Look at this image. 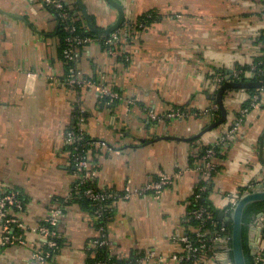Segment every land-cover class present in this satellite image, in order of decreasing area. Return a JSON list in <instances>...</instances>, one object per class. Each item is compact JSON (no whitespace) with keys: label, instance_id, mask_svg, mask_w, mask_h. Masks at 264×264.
Masks as SVG:
<instances>
[{"label":"crops","instance_id":"1","mask_svg":"<svg viewBox=\"0 0 264 264\" xmlns=\"http://www.w3.org/2000/svg\"><path fill=\"white\" fill-rule=\"evenodd\" d=\"M81 1L100 28L119 17L108 0ZM117 1L125 20L134 22L152 8L161 18L133 27L129 41L117 46L118 55L100 40L81 49L77 66L83 74L120 92L122 98L111 101L94 88L66 83L70 63L62 55L61 19L55 11L34 0H0V183L24 198L17 215L28 227L43 224L60 206L57 201H66L59 222L63 245L56 252L44 262L35 257L44 238L32 228L25 233L26 244H4L0 223V264H88L98 230L90 208L72 199L76 177L66 139L79 110L86 116L88 136L111 147L89 152L99 187L123 192L160 172L179 174L158 196L112 202L111 253L128 259L139 251L153 252L141 264H157L160 256L167 257L164 264H187L168 257L182 250L179 238L187 233L189 198L205 165L198 158L201 143L218 142L250 98L245 88L229 90L223 99L227 120L209 129L220 107L222 84L215 78H231L238 66L263 53L264 0ZM179 106L190 114L164 117ZM151 110L161 117L153 118ZM212 158L218 169L211 200L221 211L235 193L264 182V91L225 143L223 155Z\"/></svg>","mask_w":264,"mask_h":264},{"label":"built area","instance_id":"2","mask_svg":"<svg viewBox=\"0 0 264 264\" xmlns=\"http://www.w3.org/2000/svg\"><path fill=\"white\" fill-rule=\"evenodd\" d=\"M41 2L42 4L53 8L57 11L59 18L62 20L63 28L69 35L65 37V45L63 48V56L67 62L70 63L68 74L66 77V83L71 86L77 87H90L94 88L101 97L108 98L111 101L120 100L122 98L120 92L114 89L107 82L96 79L94 77H87L77 66V62L81 55V49L89 44L91 41L97 39L93 37H84L76 32V26L74 24L73 16L70 13V8L65 6L64 0H34ZM129 22L124 23L123 26L112 32L111 38L108 39L110 44L108 47L109 53L118 55L122 52L117 47L112 46L117 40L127 41L131 28ZM256 66H253V69ZM264 72V69H260ZM243 70H236L234 74L237 78ZM252 70L246 71L247 76L253 75ZM216 82L222 83L223 76L215 78ZM264 91V87L259 88V91L254 93L249 107L241 108L240 115H238L232 124L229 126L227 132L221 137L220 142L224 143L233 136L239 127L242 125L245 116L251 111V109L258 105L260 92ZM133 100H131L132 102ZM217 109L218 106H213ZM153 118H160L153 110L150 111ZM190 114L182 107H176L168 110L165 114V118H184ZM86 116L84 111L79 110L76 114L75 123L72 124L67 132L66 139L70 143L71 160L74 165L75 180L79 181V184H85V195L91 200L96 202V213L98 217L104 216L105 212L109 209L107 201L109 199H128L133 196L153 193L158 196L162 193L165 187L173 184L179 174H168L160 172L159 175L153 180L147 182L142 186L131 187L127 185L123 192L113 191L109 189H103L96 184L95 172L91 170L88 148L90 147H108L109 144L103 140H96L89 138L84 129V123ZM88 147V148H87ZM88 149V150H87ZM214 155L213 149H208L203 156L205 165L202 167V178L209 180L212 172L215 168V163L212 161ZM196 194V191L194 192ZM200 195L197 194L196 198ZM241 196V195H240ZM239 196V197H240ZM238 193L234 194L232 205L237 202L239 198ZM25 207V200L21 196L19 191L6 190L0 183V223L3 230L2 242L4 244H26L28 241L25 237V233L32 228L40 233L44 238V242L41 247H35L34 256L44 262L49 258L53 251L58 250L60 238L59 222L63 215V208L60 206L54 207L47 217L46 221L36 227H28L23 220L17 215L18 211H23ZM206 208L201 206L199 208L190 210L189 213L196 217L202 218ZM98 235L91 240L90 248L98 247H110L111 240L109 239L107 232V225L99 224L97 226ZM196 236L191 237L188 234L182 235L179 239L182 243V250L171 254L168 258L176 260L181 263L187 264H232L228 248L221 250L216 247V243L226 240L228 241V228L222 224L216 230L213 237H207V231H202V226L195 229ZM250 245H257V248H253L252 253L257 255L258 264H264V212L259 213L256 219L252 222L250 227ZM135 259H129L125 262L117 260H103L99 259L96 264H141L145 260L154 256L153 252L139 251L136 253ZM167 257L160 256L157 264H164Z\"/></svg>","mask_w":264,"mask_h":264},{"label":"trees","instance_id":"3","mask_svg":"<svg viewBox=\"0 0 264 264\" xmlns=\"http://www.w3.org/2000/svg\"><path fill=\"white\" fill-rule=\"evenodd\" d=\"M65 6L70 8V13L73 16L74 24L77 28L76 32L78 34H80L81 36H84V37H87V36L93 37L97 40L102 41L106 46L109 47L110 44L108 43V39L111 38L112 32L109 34L98 33L94 29L90 28L88 26V24L86 23V19L84 17V14L82 13L81 7L77 2L74 3V6H70L65 2ZM51 9L57 13L56 10H54L53 8H51ZM160 18H161V15L159 14L158 10L152 8V9L148 10L147 12L143 13L142 15H140L136 21L133 22L132 20H125L124 23L129 22L131 24L130 28L132 30L133 27L134 28L135 27L136 28H144L146 26H149L155 20H159ZM92 20H93V18H92ZM93 23H94V20H93ZM123 24H122V26H123ZM94 25H95V23H94ZM95 26H97V25H95ZM59 33H60L61 42H62V55H63V48L65 45V37L67 35H69V33L66 30H64L62 20H61V28H60ZM129 39L130 38H128V41H129ZM262 40L264 41V36L262 37ZM118 45H122V40H117L116 42H114L112 44V46H114V47H117ZM123 54H125V53H123ZM63 58H64V56H63ZM254 65L256 66V68L253 69ZM261 68L264 69V48H263V53L260 56H258L253 63L248 64V65H244V66H238L236 68V70H240V69L243 70V72L239 75L240 78H237L236 75L234 74V72L236 70L233 72L231 78H226L225 76H223V81L221 83L222 85H224L226 82L237 83V84H249V86H247L245 89L249 92L250 98H248L247 100H245L243 102L241 108L249 107L254 93L259 91V88L264 87V72L260 71ZM248 70H252L254 72L253 75L247 76L245 73ZM240 88H243V87L234 86V87L228 88L227 90H225L222 93V98L225 99L229 90H233V89L238 90ZM218 93H219V89L217 92V96H218ZM179 107H182L183 109L190 112V110H188L187 108H185L183 106H179ZM221 114H222V107L220 104V107L214 113L213 120L216 121V120L220 119ZM238 115H240V111L237 113V116ZM88 137L91 138L90 136H88ZM195 139H193V141ZM225 143L226 142H224V143L220 142V140L218 142H214V143H204V142L201 143V147H200V150L198 152V158H203V156L206 154L207 150L211 149V148L214 151L213 157L214 156H215V158L221 157L223 155ZM91 148L92 147H90L88 149L91 150ZM212 161L214 162L213 158H212ZM217 169H218V167L215 164V168H214L212 175H211L209 180H206L205 178L201 177V180L198 184V187L196 188V194H193L189 198L190 204H189V210H188L187 218L185 220V226L187 227V233L186 234H188L191 237H195L196 236L195 229L202 226V231H204V232L207 231V237L210 238V237H213L215 235V232L219 228V226L224 224L228 228L227 234L229 236V239H228L227 243L219 242V245L217 247L221 250H223V249L226 250L229 246H231L232 220L227 221L226 219H220L219 214H220L221 210L219 208H217L211 200V193H212L213 188H214V175H215ZM85 189H86L85 184H79V181L75 180V182L73 184L74 198H72V199H76L77 201H81L85 206L90 208L92 214L94 215L95 224L97 226L99 224L107 225V223L109 222V219H110L111 212H112L111 204L116 199H109L107 201V204L110 206L109 209L105 212L104 216L98 217L97 213H96V202L91 200L90 198H88L85 195V193H84ZM243 192H244V190H240L238 192L237 198H239V196L242 195ZM197 194H199L200 196L196 198ZM57 203L62 208L64 207V205H66V201H64V200H58ZM201 206L206 208V211H205L202 218H196L189 213L190 210L199 208ZM233 207L234 206L232 204H230V206H228V208L226 209L228 216L231 215ZM261 212H264V200L263 201H256V202L248 204L247 207L245 208V211H244V215H243V243H244L245 254H246V259H247L248 264H258L257 255H254L252 253V249L250 247V227H251L252 222L256 219L258 214ZM58 242H59V248H60L63 245V239L60 237L58 239ZM56 251L57 250H55L53 252H56ZM229 255H230V258L233 257L232 252H230ZM136 256H137V254H133L128 259L120 258V257H117L111 253L110 247H106V246L105 247H98V246H96L94 248H90V256L88 258V264H96V261L99 259L112 260V261L117 260L120 262H125V261H128L129 259H135Z\"/></svg>","mask_w":264,"mask_h":264},{"label":"water","instance_id":"4","mask_svg":"<svg viewBox=\"0 0 264 264\" xmlns=\"http://www.w3.org/2000/svg\"><path fill=\"white\" fill-rule=\"evenodd\" d=\"M78 2L83 10L88 26L94 29L98 33L109 34L117 30L122 26V24L126 19L125 9L121 4V2H118L117 0H108L110 4H112L115 8L118 9L119 17L117 21L108 28L97 27L94 25L91 15L87 10L85 4L81 0H79ZM228 78H230V76H228ZM234 86H241L243 88H246L247 86H249V84H237V83L226 82L224 85H221L217 99L222 107V116L219 120L212 123L209 126V129L219 124H222L227 120L228 111L223 102L222 93L228 88ZM212 97L215 98V96ZM263 200H264V182L260 183L258 186L255 187L253 186L245 190L243 194L239 197L237 202L234 204L230 216L226 215V211H220L219 214L220 219H226L227 221L232 220L231 246L228 247V252L233 253V257L231 258L232 264H248L245 254L244 243H243V215L245 208L247 207L248 204ZM220 242L227 243L228 241L222 240ZM250 246H252L254 249L257 248V245H250Z\"/></svg>","mask_w":264,"mask_h":264}]
</instances>
